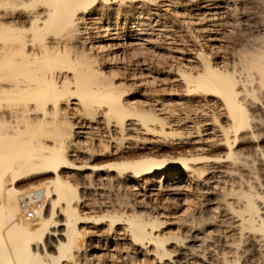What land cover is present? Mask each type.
Wrapping results in <instances>:
<instances>
[{"label":"bare ground","instance_id":"bare-ground-1","mask_svg":"<svg viewBox=\"0 0 264 264\" xmlns=\"http://www.w3.org/2000/svg\"><path fill=\"white\" fill-rule=\"evenodd\" d=\"M193 2L173 24L174 0H0V264L264 260V41L219 63L197 40L136 53L172 25L222 43L226 0ZM126 47L132 69L110 65ZM155 70L172 106L139 96ZM39 188L27 223L19 196Z\"/></svg>","mask_w":264,"mask_h":264},{"label":"rangeland","instance_id":"rangeland-1","mask_svg":"<svg viewBox=\"0 0 264 264\" xmlns=\"http://www.w3.org/2000/svg\"><path fill=\"white\" fill-rule=\"evenodd\" d=\"M174 2H175L174 3L175 5L167 13V16H168L169 21L170 22H173V24L178 23L180 20H183L184 21V20L188 19L190 17L189 13H191L192 11H195V9L197 8L196 2H193V5L192 6H189L188 4H186L185 3V0H178V1L177 0H174ZM226 2L228 3L227 4V13H228L227 21L228 22L225 21L226 22L225 23L226 25L223 23L224 26L222 25L223 28L221 27V30H220V36L223 38V40L224 39L225 40L224 41L223 40L220 41V42L223 41L222 42L223 44L222 43L217 44V47L218 48L217 47L215 48V46H216L215 45L213 48H211L212 50L209 49L211 46H209L206 43L204 34L201 31L191 30V31H189V34H188L186 29H182L181 30V28L175 27V25H172L174 27H170V31H169V35L170 36H166V37H169L168 39L165 36L156 37V38H154L155 39L154 40L155 42L153 41L155 44L153 43L154 45H151V47H149V50H148V48L145 49V50H143L144 49L143 48V49H137L138 51L135 49L137 52L135 50L133 52H136V53H138L140 55H141V52H142V55H141L142 57H144L146 55L147 57L151 56V58H152L153 55H156V56H158V58L160 57L159 58V61L161 59L163 60V61L161 60L160 62H164V60H166L165 58L168 59V56L169 55H170L169 57H171L172 55H176V53L177 54L178 53L179 54H182L183 56H186L187 55L186 57H190V55H193V52H195L194 49L196 48V51H198V52H200L201 49L203 51H205V53H208L209 51H211L209 53H210V57H211L212 61L219 63L221 61H224V59L217 58V55L215 54L216 52H215L214 49H216L219 52H223V53H220V54H224L223 55L224 58L227 59L228 54H231V52L232 53L233 52H236V51L239 52V51H241L243 49H246V48H253V47L256 48L257 47L256 45H258L259 43L260 44L258 46H261L262 45L261 42L264 41V0H226ZM173 20H175V21H173ZM180 22H182V21H180ZM144 23H147V22H144ZM172 28H173V30H172ZM231 39H232V41H230ZM195 40L198 41L199 47L198 46L197 47L195 46V48H194L193 46H191L192 45V41H195ZM253 44H254V46H253ZM175 47L176 48L178 47L179 50L178 49L176 50ZM127 48L128 47L123 48L122 50H120V52H118V53H120V55H119L120 56V61L118 60L119 56L117 55L118 57H115V61L114 62H112L114 60L113 59L112 61H109L108 63L109 64L111 63L110 65H113L115 67H120L121 66V68L122 67L125 68V69L128 68V70L129 69H132L131 63H129V61H127V59H125L126 61L124 59L122 60V57H121V56H123L122 54H124L123 52H125V53L132 52V51H130V48H128V49ZM180 48H182V49H180ZM124 49H126V50L124 51ZM220 54H218V55H220ZM146 56H145V58H146ZM216 58H217V61L215 60ZM121 60H122V62H121ZM156 71L157 70L153 71V73L151 74L152 77H153V75H154V77L158 76L157 77L158 79L157 78H153V79H156L155 80L156 82L154 81L155 84L152 83V84H149V86L145 85L146 87L145 86H140L142 89L139 87V89H140V91H138L139 96L142 98L141 95H145L147 97H144V98H149L148 93L150 94V92H148V91H152L153 90V93H154V91H156L155 92L156 98L157 97H162L163 99H165L167 101H170L171 100V103L169 102V104L172 106V104L174 103V101L177 100V96H174L175 95L174 92H176V89H180V88H178L177 86L175 87L174 84L171 85L170 84L171 83L170 78L167 75L161 73V71L160 72H158V71L156 72ZM144 77H147V76H144ZM144 77H142V76L140 77L139 76V79H143ZM159 78H161L163 82L161 81V79L159 80ZM163 78H164V80H165V78H167L168 82H167V80H165L166 82H164ZM169 84L171 85L172 89L174 90V91H171V92H173V94L170 91H168L169 92V94H168V92L166 91V90H169V89L171 90V88L169 87L170 86ZM150 87L152 88V90H151ZM155 87L157 88V90H155L156 89ZM149 88H150V90H149ZM145 89L147 91H145ZM163 89L166 91V94L165 93H162L164 91ZM142 90H143V92H142ZM160 90H161V92H160ZM159 92H160V94H159ZM153 93L151 95L155 98V94H153ZM173 99H174V101H173ZM142 100H143V98H142ZM183 104H185V103H183ZM186 106H187V104L185 106L184 105H181V107H183V108L185 107V108L183 109V108L179 107L180 108L179 110H181V112H184L185 110L192 109L191 106H190V109L188 108L189 106H187V107ZM248 109L250 110L251 107L249 108V106H248ZM252 109L250 110V114L254 113L253 116H255V117L261 116L262 117L260 111H258V110L255 111V108L253 110ZM254 111L256 113L259 112V115L256 114ZM258 118H260V117H258ZM73 183H75V182H73ZM128 190H130V191H128ZM128 190H127V194H129V196H131L132 195V192H131L132 190L131 189H128ZM81 192L82 191L80 190V193ZM97 211H96V214H100V211H98V213H97ZM104 227H105L104 224L103 225H100L99 226V229H104ZM84 240H86V243H89V239L88 238H84ZM255 257L256 258H259V256H257L256 254H254L251 257V259L252 258L253 259L252 260L249 259L246 262V264H252V263L253 264H256V262H258V260H260V263L261 264L264 263V260L263 259H261V258L256 259ZM262 260H263V262H262ZM144 261H146V260H143L142 262H144ZM120 262H119V264H129L128 261H124V260L121 263ZM138 262L135 261L134 263L135 264H142V262H139V263ZM260 263L258 262L257 264H260Z\"/></svg>","mask_w":264,"mask_h":264},{"label":"built area","instance_id":"built-area-1","mask_svg":"<svg viewBox=\"0 0 264 264\" xmlns=\"http://www.w3.org/2000/svg\"><path fill=\"white\" fill-rule=\"evenodd\" d=\"M46 200L44 188L23 192L18 199L20 216L27 222L34 224L39 221Z\"/></svg>","mask_w":264,"mask_h":264}]
</instances>
